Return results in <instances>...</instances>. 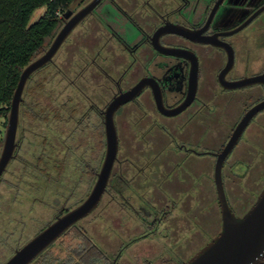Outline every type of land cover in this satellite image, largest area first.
Masks as SVG:
<instances>
[{
  "label": "flooded vegetation",
  "instance_id": "flooded-vegetation-1",
  "mask_svg": "<svg viewBox=\"0 0 264 264\" xmlns=\"http://www.w3.org/2000/svg\"><path fill=\"white\" fill-rule=\"evenodd\" d=\"M90 1L70 2L52 40ZM46 66L71 88L61 104L54 93L47 99V142L67 182L74 157L85 195L76 204L58 202L40 230L90 194L106 152V110L125 92L133 95L113 114L118 150L98 205L29 264L187 260H181V237H197L201 221L211 218L215 193L219 206V155L247 112L264 101V0H100L29 79ZM19 125L20 112L11 160L21 146ZM262 149L264 108L222 160L226 195L244 187L245 177L264 176L255 158ZM260 181H254L255 198L264 187Z\"/></svg>",
  "mask_w": 264,
  "mask_h": 264
},
{
  "label": "rangeland",
  "instance_id": "rangeland-1",
  "mask_svg": "<svg viewBox=\"0 0 264 264\" xmlns=\"http://www.w3.org/2000/svg\"><path fill=\"white\" fill-rule=\"evenodd\" d=\"M42 12L43 8L36 9L31 23L36 21ZM52 37L46 38L45 49L52 42ZM37 79L39 83L35 88ZM68 90L71 88L65 89L61 72L51 66L41 69L27 82L22 96L23 102L20 104L18 138H21V146L17 157L11 160L2 174L0 182V262L8 258L14 248L29 240L54 217L58 202L67 198L69 204H76L85 195L81 192L85 181L79 179L82 170L74 168L76 163L74 157H70L68 162L70 166L66 167L69 171L67 182L65 177L67 172L66 170L61 172V161L57 160L55 151L52 152L51 144L47 142L51 133L49 129L51 126L46 124L50 121L45 117L48 113L47 99L54 93L57 97L56 102L61 104ZM6 127L7 118L0 117L1 139ZM1 149L2 144L0 152ZM43 149L49 151L43 152V157L39 158ZM260 150L255 158L263 169L264 149ZM256 176L258 175L245 177V186L239 188L238 192L227 195L230 205L239 216L243 215L256 200L257 193H251L253 189H257L254 181L261 180V185H264V176L261 178ZM213 197L212 219L201 221L204 225L199 226L197 237H181V260L187 259L218 234L220 208L216 193Z\"/></svg>",
  "mask_w": 264,
  "mask_h": 264
},
{
  "label": "water",
  "instance_id": "water-1",
  "mask_svg": "<svg viewBox=\"0 0 264 264\" xmlns=\"http://www.w3.org/2000/svg\"><path fill=\"white\" fill-rule=\"evenodd\" d=\"M99 1L100 0H91L85 7L77 11L70 20L57 31L52 42L44 52L31 60L23 68L11 100L7 127L3 137V145L0 152V177L14 156L20 104L23 99L22 95L27 80L35 71L52 60L74 26L89 13ZM69 13L70 12L66 13V16H68ZM258 80H260V78H258ZM239 84L240 83H237V85ZM132 95L133 91H129L118 96L110 103L106 110V152L98 178L87 198L63 215L58 216L56 220L40 230L33 238L17 249L3 264H29L67 228L96 208L103 195L112 170L113 162L117 156L118 136L113 114L116 108L129 100ZM262 108H264V101L256 104L247 112L234 130L224 151L219 155L215 169V183L222 221L220 232L181 264L262 263L264 257V187L257 195L253 205L243 215L239 216L236 215L229 204L221 177V164L224 156L230 151L241 135L249 118Z\"/></svg>",
  "mask_w": 264,
  "mask_h": 264
},
{
  "label": "trees",
  "instance_id": "trees-1",
  "mask_svg": "<svg viewBox=\"0 0 264 264\" xmlns=\"http://www.w3.org/2000/svg\"><path fill=\"white\" fill-rule=\"evenodd\" d=\"M71 1L0 0V117H8L23 68L45 50ZM38 8L43 12L31 23Z\"/></svg>",
  "mask_w": 264,
  "mask_h": 264
},
{
  "label": "built area",
  "instance_id": "built-area-1",
  "mask_svg": "<svg viewBox=\"0 0 264 264\" xmlns=\"http://www.w3.org/2000/svg\"><path fill=\"white\" fill-rule=\"evenodd\" d=\"M261 264H264V257H263V261H262V263Z\"/></svg>",
  "mask_w": 264,
  "mask_h": 264
}]
</instances>
